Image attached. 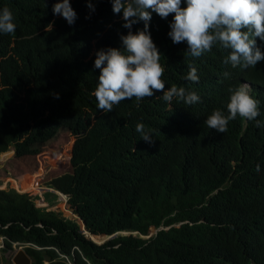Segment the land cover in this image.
Returning <instances> with one entry per match:
<instances>
[{
    "label": "trees",
    "instance_id": "obj_1",
    "mask_svg": "<svg viewBox=\"0 0 264 264\" xmlns=\"http://www.w3.org/2000/svg\"><path fill=\"white\" fill-rule=\"evenodd\" d=\"M56 2L62 0H0L16 24L14 34H0V156L11 161L8 171H19L20 158L47 153L68 133L76 136L71 170L45 182L46 190L70 197L80 221L41 212L26 193L42 192L31 185L40 184L43 165L34 174L4 176L1 189L11 183L26 193L0 190L5 251L29 245L33 264H264V127L253 121L242 135H217L200 105L186 111L175 98L165 102L162 92L99 111L91 95L96 57L86 59L94 40L95 52L110 36L116 40L123 19L114 20L119 15L103 0H91L94 12L89 0H79L81 13L70 26L53 14ZM155 45L165 90L188 87L180 54L167 42ZM115 48L122 49L121 40ZM223 60L216 51L196 63L204 81ZM260 63L250 77L264 86ZM260 113L257 120L264 121ZM138 123L153 144L141 140Z\"/></svg>",
    "mask_w": 264,
    "mask_h": 264
},
{
    "label": "clouds",
    "instance_id": "obj_2",
    "mask_svg": "<svg viewBox=\"0 0 264 264\" xmlns=\"http://www.w3.org/2000/svg\"><path fill=\"white\" fill-rule=\"evenodd\" d=\"M103 1L109 12L119 15L114 20L122 18L123 22L116 31V40L111 34L108 43L100 44L97 52L94 40L93 51L86 59L96 57L94 68L99 70V76L91 95L99 111L111 113L120 102L139 104L153 97L154 92H162L160 98L165 102L171 103L175 98L185 104L186 111L200 105L204 123L217 135L226 132L242 135L253 121L257 127H264V121L257 120L260 110L264 112V86L254 84L250 77V72L264 61V0ZM78 2H56L53 14L74 25L76 13H81ZM87 7L95 11L91 0ZM53 24L54 21L45 31L52 30ZM15 30L13 13L5 6L0 9V34L12 35ZM119 40L122 49L115 48ZM159 42H167L180 54L188 87L172 85L165 90L161 79L165 68L155 45ZM216 51L224 56L222 68L204 81L196 63ZM196 86L201 89L199 93ZM144 129L143 123L136 125L141 140L153 144L151 133ZM256 170L260 171L259 164ZM15 245L25 251L29 246Z\"/></svg>",
    "mask_w": 264,
    "mask_h": 264
},
{
    "label": "rangeland",
    "instance_id": "obj_3",
    "mask_svg": "<svg viewBox=\"0 0 264 264\" xmlns=\"http://www.w3.org/2000/svg\"><path fill=\"white\" fill-rule=\"evenodd\" d=\"M66 135L67 138H63L62 140H60L59 143L55 142L51 146L49 151H47V153L41 154L38 157L20 158V162L18 163V168H17L19 171H16L15 168H13L11 171H8L7 167L10 165L11 161H7V163L4 164L3 158L5 157V155L3 154L2 156H0V180L7 175H8L7 177L11 175L13 176L15 175V177H18V176H25L28 174H34L32 172H34L35 170H37L38 167L43 165L45 171L42 177H40V184L36 183L33 180L31 185V188H38L41 186L43 188L42 192L41 193L26 192V193L32 195L33 201L37 204L41 212L55 211L61 213L66 218L76 219L80 221V219L74 215L71 206H69L68 196L63 197L54 191L46 190V188H48V184H46L45 181L50 179L55 174L65 173L71 170V165H70L71 149L73 147V144L76 142L77 137L71 133H68ZM5 189L7 191L9 189H15V188L12 186L11 183H9L7 184ZM5 189H1V190H5ZM5 248L6 246L4 244V238H0V264H15L14 258L18 255L22 247H18L15 245L14 250L12 251H5Z\"/></svg>",
    "mask_w": 264,
    "mask_h": 264
},
{
    "label": "water",
    "instance_id": "obj_4",
    "mask_svg": "<svg viewBox=\"0 0 264 264\" xmlns=\"http://www.w3.org/2000/svg\"><path fill=\"white\" fill-rule=\"evenodd\" d=\"M17 190V189H16ZM18 193H21L17 190ZM21 194H25V193H21ZM116 236L109 238L107 241H110L112 239H114ZM106 240H104L103 242H107ZM14 262L15 264H33V259L29 256V254L22 248L20 249L18 255L14 258Z\"/></svg>",
    "mask_w": 264,
    "mask_h": 264
}]
</instances>
